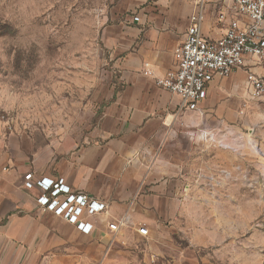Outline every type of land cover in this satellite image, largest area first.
<instances>
[{"label":"crops","instance_id":"0c3cea01","mask_svg":"<svg viewBox=\"0 0 264 264\" xmlns=\"http://www.w3.org/2000/svg\"><path fill=\"white\" fill-rule=\"evenodd\" d=\"M128 1L132 14L124 17L116 9L120 22L113 37L123 84L92 141L44 170L27 164L24 145L12 142L0 119V264H162L177 253L187 262L186 247L173 241L176 216L186 215L192 184L213 178L219 167L217 160L188 157V137L198 126L208 137L212 120L230 125L264 104L249 97L248 71L264 76V60L252 55L229 76L215 75L197 110L183 109L179 96L142 71L145 63L156 75L175 67L174 51L200 10L203 34L219 38L233 16L218 19L221 0L203 7L200 0ZM27 173L64 177L74 189L104 201L107 208L88 217L93 232L44 210L36 200L39 189L24 186ZM121 218L127 222L111 230L109 224ZM141 225L148 235L139 232Z\"/></svg>","mask_w":264,"mask_h":264},{"label":"rangeland","instance_id":"374dc122","mask_svg":"<svg viewBox=\"0 0 264 264\" xmlns=\"http://www.w3.org/2000/svg\"><path fill=\"white\" fill-rule=\"evenodd\" d=\"M128 5L0 0V119L28 165L50 168L100 129L123 84L113 37ZM212 123L208 137L202 126L188 137V157L219 167L192 184L187 213L176 216L173 241L187 262L177 253L162 264H264V104L230 125Z\"/></svg>","mask_w":264,"mask_h":264},{"label":"built area","instance_id":"2783aa9c","mask_svg":"<svg viewBox=\"0 0 264 264\" xmlns=\"http://www.w3.org/2000/svg\"><path fill=\"white\" fill-rule=\"evenodd\" d=\"M210 1L200 0V7ZM221 3L218 19L225 21L228 12L233 16L219 38L211 39L203 34L205 17L200 10L192 15L191 25L174 51L175 67L163 75H156L149 63L142 69L157 85L179 96L183 109L197 110L215 75L226 77L243 68L247 65L246 55L264 60V0H221ZM134 19L139 20L138 15ZM247 86L250 99L264 103V76L248 71ZM243 106L247 104L244 102ZM24 186L28 189L37 187L36 200L44 210L64 217L86 234L95 228L88 217L107 208L104 201L74 189L64 177H37L27 173ZM126 219L111 222L109 228L117 230L119 225L127 222ZM138 230L144 235L149 233L144 225Z\"/></svg>","mask_w":264,"mask_h":264}]
</instances>
